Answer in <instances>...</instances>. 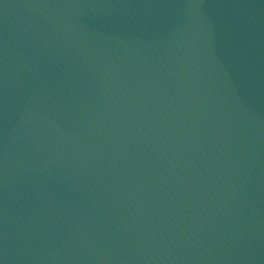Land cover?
I'll return each instance as SVG.
<instances>
[{
    "label": "water",
    "instance_id": "1",
    "mask_svg": "<svg viewBox=\"0 0 264 264\" xmlns=\"http://www.w3.org/2000/svg\"><path fill=\"white\" fill-rule=\"evenodd\" d=\"M3 264H264V0H0Z\"/></svg>",
    "mask_w": 264,
    "mask_h": 264
},
{
    "label": "snow or ice",
    "instance_id": "2",
    "mask_svg": "<svg viewBox=\"0 0 264 264\" xmlns=\"http://www.w3.org/2000/svg\"><path fill=\"white\" fill-rule=\"evenodd\" d=\"M0 264H3V262H2V261H0Z\"/></svg>",
    "mask_w": 264,
    "mask_h": 264
}]
</instances>
